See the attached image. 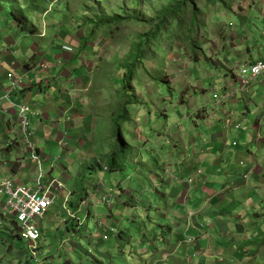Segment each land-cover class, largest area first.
<instances>
[{"label":"rangeland","instance_id":"rangeland-1","mask_svg":"<svg viewBox=\"0 0 264 264\" xmlns=\"http://www.w3.org/2000/svg\"><path fill=\"white\" fill-rule=\"evenodd\" d=\"M25 1L19 0L22 5ZM27 1L35 10L48 3L49 19L64 14L59 21L52 22L46 37H42L41 31L40 37L47 40L46 44L37 42L36 45L40 56L42 52L44 55L51 52L53 46L78 57L83 63L69 66L71 69L78 66L75 70L81 69L84 76L81 82L78 79L68 82L65 96L73 102L72 105L82 100L81 116L74 118L73 122H84L83 126L88 125V129L75 128L74 139L70 142L73 148L70 145L66 148H71L72 153L67 155L63 149H59L62 152L52 146L51 150L46 149V136L39 129L42 105L27 103L35 108L31 122L28 121L29 111L14 119L17 136L0 148V159L6 158L7 150L17 146L21 153L18 163L28 167L20 172L18 179L23 181L24 176L31 177L28 183L18 184V188L28 193L53 189L54 201L42 216L28 207L29 200H23L22 207L20 205L12 213L5 209L4 212L0 205V264H22L25 254L29 264H163L167 263V258L162 257L164 253L173 258L180 257L181 261L184 257L185 260L195 258L191 259L192 263L185 264H194L200 259L205 264L207 259L204 256L208 255L205 243L212 238L218 242V251H221L219 258L215 257L218 259L215 264H225L232 259L233 264H264V215L262 219L255 217L250 213V206H245L250 209L249 215L246 214L249 222L243 224L236 221L230 209L232 218L228 219V224L236 229H233L235 233L231 230L223 232L218 221L216 228L200 244L203 249L200 258L185 247L197 244L196 238H204L188 237L187 232L190 226H194L195 217L200 218L198 213L205 210V205L209 209L219 207L228 195L234 200L240 197L241 203H245L250 199L245 194L247 190L250 189L248 194L254 197L252 193L256 189L249 184L252 182L250 176L257 173L258 178L264 177L261 171L264 165V92L256 85L259 80H264V73L259 75V67L264 64V0H224L225 4L219 0H196L195 6L200 10L198 17H193L188 7L186 15L181 17L183 20L179 19L182 28L170 26L166 28L170 33L159 31L153 37V43L142 45L146 64L144 68L139 67L134 76L128 99L123 95L121 82L126 70L122 66L133 54L140 36L154 31L158 23L153 22L152 26L150 21L156 19L169 0ZM117 16L122 18L120 22L94 29L97 18L111 21ZM4 20L0 36L12 21L9 16ZM6 22L8 26H4ZM81 29L84 38L90 40L89 48L84 51H81L82 44L76 37V32ZM69 37L72 39L63 42ZM17 42L21 45L24 39ZM250 55L253 60L245 61ZM254 67L258 76L255 79L252 78ZM9 74L15 76L12 72ZM17 77L19 83L27 82L26 77ZM127 100L131 101L128 106L131 120L123 121L122 134L126 142L124 148L130 143L133 152L128 159L126 153L124 160L133 164L132 183L137 172H140L142 184L153 177L151 190L144 188L141 193L143 200L139 199V191L134 186L130 190L132 199L140 202L141 209L138 210L126 206L118 197L121 183L124 190L132 186L126 178L128 169L116 173L105 169L111 155L118 149L111 120ZM122 114L123 111L119 115ZM71 117L68 116V122L72 121ZM223 122L231 133L228 130L221 134L217 132L222 129ZM240 123L246 127L243 139L233 135L242 130ZM250 133L255 141H259L260 146H256L262 152L255 148V154H250ZM27 134L30 135L29 144L24 140ZM241 145L244 146L243 156L237 157ZM57 146L59 148V141L54 147ZM258 153L261 157L257 156ZM250 155L257 160L252 169L246 163ZM204 159H207L205 164ZM181 163L193 170L189 177L182 178V168L180 172L170 171ZM258 165L259 169L255 170ZM163 170L164 175H160ZM166 171L168 178L162 184V179L156 175L165 176ZM234 172L231 178L229 174ZM212 183L218 185V192L208 190ZM245 185L248 188H243ZM196 187L203 190L204 203L197 207L188 205L183 211L177 209L176 204L182 197L187 205L190 194L192 199L199 194ZM258 189L257 193L264 195V186ZM263 211L264 204L261 203L253 210L259 215ZM71 221L76 227L75 232L59 237V227L63 228ZM204 221L200 222L202 228L208 225V220ZM3 231L10 234L9 240H3ZM219 233L225 238L222 241L218 240ZM37 235L38 239L35 238ZM228 235L234 242L230 250L224 244ZM248 235L252 241L256 238L253 243L256 245L246 250L251 255L244 256L245 252L242 256H234L237 255L236 242L240 237L248 240ZM25 250L27 253H23ZM155 257L157 259L151 260ZM168 264H172L170 260Z\"/></svg>","mask_w":264,"mask_h":264},{"label":"crops","instance_id":"crops-1","mask_svg":"<svg viewBox=\"0 0 264 264\" xmlns=\"http://www.w3.org/2000/svg\"><path fill=\"white\" fill-rule=\"evenodd\" d=\"M27 3L28 1L26 0L25 4L23 5L21 4V7L24 9L27 8ZM41 6H43L42 8L45 7L44 10L47 7L49 8L48 3L41 5ZM41 9L39 8V13L37 14H32L31 12L33 11L36 12V10L31 9V12L26 15L27 16L26 23L23 24V26L27 29L33 28V26L36 27L37 32L35 34L29 33L27 29L21 30L17 28V23L15 22L13 18L11 19L10 17L9 19L12 21L10 22L9 28L7 30H3L2 31L3 34H1L0 36V130L3 133L0 135V148L5 146L6 142L8 144L10 142V139L12 140L17 136V133H18L17 128L13 122L14 119H16L17 117V111L15 109V105L18 103H21V104L31 103L32 105L39 106L40 104L43 106L42 107V112H43L42 124H39V129L42 131V134L46 136L45 137V140H47L46 149L51 150L50 147L52 146L51 147L52 149L54 150L63 149V151L67 155H69L72 153V151H70L71 148L67 149L69 150L68 151L69 153L66 152L67 151L66 148H69L70 146L73 148L70 142H72V140L74 139L75 128L82 129L83 127V130L85 128L88 129V125L85 126L84 124L83 126L84 122H80L78 120H76V123L73 122L74 118L81 116L82 111H81L80 104L82 100H80V102H78L77 104L72 105L73 102H69L67 100V96H65L66 95L65 91H68L67 84L69 81L71 82L72 80L78 79V81L81 82V80L83 79L82 76L84 75L83 73H80L81 69L75 70L78 66H81L83 63L79 60L78 57L75 58L73 57V55H70L64 51H58L53 46L51 50L52 53L49 52L50 54L47 53L44 55V52H42L41 53L42 57L38 54L39 47L36 45L37 42L40 44H46L47 40L42 37H46L47 31H49L48 28L51 26L52 22H55L57 20L59 21L61 16L64 15V14L59 13L55 17H52L49 19L50 14L48 13L46 15V12L48 10L41 11ZM4 21L6 20L3 19L2 22L0 21L1 26L4 24L3 23ZM8 25L9 23L6 22L4 26H8ZM41 31L43 32L42 37H40ZM76 37H77V40L80 42L81 39H84L85 37L84 31L81 29L79 33L76 32ZM18 39L19 41L24 39V43L19 45L17 42ZM67 39L71 40L72 38L71 37L66 38L65 40H63V42L67 43ZM40 46H43V45H40ZM43 47L46 48L45 46ZM18 55L19 57H17ZM260 57L261 58L263 57L262 54ZM252 60L253 58L250 55V56H247V59L245 61L250 62ZM72 64L78 65V66L74 67V69L73 68L71 69L69 68V66ZM58 69H60V73H57ZM9 72H12L13 74H15L16 77L17 76L21 78L26 77L29 85H27V82L25 80L26 85L20 86V90L17 92H14L12 96H10L7 99L6 95L9 90V87L11 86V81L7 78V75ZM256 85L259 86L260 91L264 92V80H261V81L259 80V82H257ZM71 115L73 116L71 117L72 121L68 122V116H71ZM83 119L85 120L84 117ZM54 121L57 122V124L56 123L53 124ZM257 121L258 120H256V122ZM240 124H241L240 128H242L243 125L242 123ZM221 125H222V129L218 130L217 132L221 134V132H226L227 130L229 131L230 128H226L224 126V122L221 123ZM245 130H246V127H243L242 130H239L238 133H233V135L235 136L239 135L240 138L243 139L244 138L243 132ZM37 135H38L37 137L40 138L41 136L40 133H38ZM6 138H9V139L6 140ZM228 138H231V137L228 136ZM249 139H250V142H249L248 148H251L250 154H255V148L257 152L263 151V150L260 151V149L257 148L258 146H260V144L258 143L259 141H255V138L253 137L252 133H250ZM58 141H59V148L58 146L54 147L55 144L58 143ZM67 145H70V146L68 147ZM14 147L15 149L7 150V152L5 153L6 155V158H4L5 164H4V167L0 170V178H5V177L10 176L15 181L16 184L28 183V181H30L31 179L30 175L24 176L23 181H20L18 179V177L20 176L19 175L20 172H24L25 170L28 169V167H23L22 163L21 164L18 163L21 153L17 146H14ZM243 150H244V146L241 145L240 151H238L235 156L237 157L243 156ZM8 152L10 154L9 156H7ZM257 156L261 157L259 156V153L257 154ZM230 157H233V156H230ZM15 161L16 163L13 165V162ZM208 161L210 162V160ZM206 162H207V159H204L203 163L205 164ZM226 163H228V161H226ZM246 163L251 165L250 169H252L254 166H256L257 160L250 155V160L246 161ZM257 167L258 168H256L255 170L259 169L260 166L258 165ZM226 168L227 167H225V169ZM181 170H182L181 171L182 178H184V177H189L190 175L189 172H191L192 169L186 168V169H181ZM172 171H174L173 173L180 172V168L172 169ZM251 171L248 173V175L251 173ZM261 171L264 172V165L261 167ZM235 173L236 172L229 174L230 177L232 178V175H234ZM256 175L257 173L252 174L250 176L252 177V182L249 183L250 185H254L256 188L254 190L255 193H252L254 197L248 194V192L250 191V189H248L247 190L248 192L245 194L250 199L247 200L245 203H241L240 197H239V200L238 199L234 200V198L228 195L225 202L219 205V207H213L212 209H209L210 208L209 206L207 205L204 206L205 210L198 213L200 218H197V216L195 217V222L193 224L194 226H190L188 228L190 230L187 232L188 237L204 236V238L203 239L196 238L198 242L197 244H189L188 246H185L187 247L188 252L200 258L201 257L199 254L200 250H203L201 249L200 244L201 245L203 244V240L208 238L209 232L213 231L216 228L217 224H219V222L221 223L219 225L222 226L223 232L231 230L233 233H235L234 231H236V229L232 226H229L228 224V219L232 218L231 214L229 213L230 209L233 210L236 221L242 222V224L249 222V218L246 216L249 215L248 210L250 209H252L250 213H254L255 217L260 216V219H262L261 216L264 215V213L259 215L253 212V210L256 209L259 203L264 204V197H263L264 195L257 193L259 191L258 188L264 186V177L258 178ZM216 176H218V173L216 174ZM239 176H241V173H239ZM255 178H257V180H255ZM253 181L255 182V184ZM238 182L239 181H237V183ZM243 188H248V187H246L245 185L243 186ZM243 188L241 187V189ZM192 189L193 188H191V190ZM211 189H214V191H217V192L219 191L217 184L212 183L211 188L208 190H211ZM196 192L199 194L196 195L193 199H192L193 195L190 194L189 203L187 205L185 204L184 199L182 197L179 200V202L176 204L177 209H180L181 211H183L188 207V205L197 207L200 204H203L205 201V196L202 194L203 190L202 189L198 190L196 187ZM208 196L209 195L207 193V197ZM183 205H186V207H183ZM245 206H250V209L245 208ZM204 220H208V225L205 227L206 229H208V232L207 230H205V228L200 227V222H206ZM178 231H179L178 233L181 234L180 233L181 231L180 230ZM219 235L221 234L219 233ZM221 239L222 240L225 239L223 235H221V237H219L218 240H221ZM247 239L248 240H244V238H241V237L239 238V241H241V243H238L239 241L236 242L235 246L237 247L236 248L237 255H234V256H238V257L242 256L243 252L247 253L244 256H248L250 254V252L246 250L256 245V244H253L256 238L252 241L251 237L248 235ZM162 240L163 239L159 241H162ZM205 244L207 245L205 250H207V254H208L207 256H204L205 259H207V262H205V264L217 263L218 259L217 258L215 259V257L217 255L219 258V256L221 255V251L220 252L218 251V242H215V239L212 238V240H210L209 243H205ZM224 244H226L225 247H228L229 248L228 250H230V248L234 247L233 238L231 236L227 237V239L224 240ZM111 245L113 244L111 243ZM112 247L114 248L115 244ZM167 254L168 253H164L162 255V257H165L164 260L167 258L166 260L167 263H163V264H168L169 260L171 261L172 264H185V262H188V261L192 263L193 261L191 259H195L192 257L190 260H187V259L185 260V257H184L183 261H181L178 259L180 257L173 258ZM155 259L157 258L155 257L154 259H151V260H155ZM202 260L203 259H200L199 262H195L194 264H204V260L203 261ZM233 263H234V260L232 259L231 261L230 260L227 261L225 264H233Z\"/></svg>","mask_w":264,"mask_h":264},{"label":"trees","instance_id":"trees-1","mask_svg":"<svg viewBox=\"0 0 264 264\" xmlns=\"http://www.w3.org/2000/svg\"><path fill=\"white\" fill-rule=\"evenodd\" d=\"M219 2L225 4L224 0H219ZM195 4H196V0H169L168 3L166 4V6H163V8L160 9L156 19H152L150 21L152 26L155 23L156 24L158 23L157 26H155L154 31L152 33L148 32L146 34V36H140V41L136 45L133 54H131L129 60H127L125 62V66H122V69L126 70V74L123 77V81L121 82L122 83V88L124 90L123 95H124L125 99H128L127 97H130L128 95V93H130V91H132L131 83L133 82L134 76L136 75L139 67L140 68H144V66L146 64V63L143 62L144 54H142V45L143 44L144 45H148L150 43H153L154 42L153 41V37H156L157 32H159V31L160 32H163V31H168L169 32V29L166 30V28H169L170 26L171 27L177 26L178 29L182 28L183 24H179V19L181 21L183 20L181 17L186 15L188 7H190V11L192 13V16L193 17H198L200 10L195 6ZM44 8H42L41 11L48 10V8H46L45 10H44ZM31 9L35 10L32 6H28V3H27V8H25V9L22 8L19 0H0V19H2L0 21L2 22L4 18L9 16V18L11 17V18H13L15 20V22L17 23V28H19L21 30H25L27 28H25L23 26V24L26 23V20H27V16L26 15L31 12ZM31 13L32 14H37V13H39V10H37V8H36V12L33 11ZM48 13H49V11L46 12V15ZM101 19L102 18H99V19L97 18L95 20L96 22H95L94 29L98 28L100 26H104V27L105 26H112L113 23L115 24V23L120 22L122 20V18L119 17V16H117L116 18H114L111 21L108 20V18L107 19L103 18L102 19L103 21H101ZM138 21H142V20H138ZM153 22H154V24H153ZM2 26L0 25V27H2ZM27 31L29 33H32V34H35L37 32L36 31V27H34V26H33V28L27 29ZM170 31H172V30H170ZM92 35H94V33H92ZM80 42L82 44L81 45V47H82L81 51H84V49L88 46L90 40H89V38L86 37L84 39H81ZM166 57H167V54H166ZM144 70H145L146 73H148V71H146V69H144ZM163 81H165V79H163ZM241 86H242V84L240 85V87ZM168 88L170 89V87H168ZM181 101H183V100H181ZM130 102H131L130 100L125 101L124 107L120 108V110L118 112L120 114L123 111L124 114L119 115L117 113L116 117H114L111 120V127L113 128V131H114V136H115V139H116L115 142H116V145H117L118 149H117V151L114 154L111 155L110 161H108V163L106 164V166H105L106 168L105 169L109 173L125 172L128 169L126 171V178H127L128 184L132 185V186H130V187L128 186V187H126V190H124L123 189V185L121 183L119 188H118L119 189L118 197L122 198L123 203L127 204L126 206H129V207L133 206L134 208H136L138 210V209H141L140 206H139L140 202H138L139 200L132 199L133 193L130 192V190L134 186L139 191V193H138L139 199L143 200L144 195H142L141 193L143 192L144 188L147 189V190H149V189L151 190V186H152L151 183H152L153 177H152V179L148 178L146 183L142 184V179L140 177V172H137L136 173L137 178H136L135 182L132 183L133 180H132V176H130V173L133 170V164L132 163H127V159L129 158L130 155H132V152H133L132 144L129 143V145H127L124 148V144L126 142H125L124 136L122 134L123 125H124L123 121L131 120V119H129V117H130V114H129L130 109H128V106L130 105ZM126 153H127V157H126L127 159L124 160V156H125ZM131 162H133V161L131 160ZM175 166L177 168H182V169L188 168V166L186 164H184V163H181V166L179 164L175 165ZM177 168H170V171L174 172V171H172V169H177ZM135 170H136V168L134 169V171ZM137 170H139V167H138ZM192 171L193 170H191V172H189V174H191ZM167 174H168V172L166 171L165 172V176H161L160 177V175H164V170H163L160 175H156V176L158 178L162 179V184H163V182L166 181L167 178H168ZM155 179H157V178H155ZM176 179L178 180V177ZM207 185L208 184H206V186ZM124 191H126L125 195H124ZM114 205L117 207L116 204H114ZM142 208H144L143 205H142ZM149 208H152V207L149 205ZM72 222L73 221H71V223L68 222L63 228L59 227L58 236H61L63 238V237L66 236L67 233H70L72 231L75 232L76 227L73 226ZM12 224L14 225L15 222H12ZM88 224H89V222H88ZM14 226H16V225H14ZM98 231H100V230H98ZM167 231H169V230H167ZM2 235H3V240L4 241H7V240H9L11 238L10 234L5 232V231L2 232ZM70 235H71V233H70ZM0 237H1V235H0ZM23 253H27L26 250ZM244 253L245 252H243V254ZM29 263H30V260H29V258L26 257V254H25V261L22 264H29Z\"/></svg>","mask_w":264,"mask_h":264},{"label":"built area","instance_id":"built-area-1","mask_svg":"<svg viewBox=\"0 0 264 264\" xmlns=\"http://www.w3.org/2000/svg\"><path fill=\"white\" fill-rule=\"evenodd\" d=\"M67 51V50H66ZM253 74H252V78H258V76L255 74V70L256 67L253 68ZM262 73H264V64L261 65L259 67V75H261ZM8 79L11 81V86L7 92V99L9 98V96H11L14 92H17L20 90V86L26 85L25 81L19 83V78L9 74L7 75ZM27 105V106H25ZM17 108V116L18 114L20 115L21 113H23L25 115L26 112H28V121L31 122V116L34 114L33 110L35 108H33V106H31L30 104L27 103H18L15 105V109ZM35 114L39 116V113L37 110H35ZM28 137H30L29 134H27V136H24V140L27 141L26 143L29 144L28 142ZM5 164V160L4 159H0V170L4 167ZM19 185H15L14 181H12V178H10V176L6 177L5 179L0 178V205L1 208H3L6 211H8L9 213H12L13 211L19 209L21 202L24 201H28V207L34 211L36 214L42 216L45 213L48 212L49 208L51 207V205L53 204L54 201V191L53 189L51 191L49 190H45L43 192H24V189L18 188ZM69 193V192H68ZM25 195V198L24 196ZM71 195V193H69V196ZM66 199L67 196L65 197V203L63 205V207H65L66 205ZM22 207V205H21ZM80 208V207H79ZM5 212V211H4ZM74 218V217H73ZM35 238H39V235L35 236ZM105 239H107V237L105 236Z\"/></svg>","mask_w":264,"mask_h":264},{"label":"clouds","instance_id":"clouds-1","mask_svg":"<svg viewBox=\"0 0 264 264\" xmlns=\"http://www.w3.org/2000/svg\"><path fill=\"white\" fill-rule=\"evenodd\" d=\"M65 51H66V50H65ZM7 78H8V77H7ZM9 88H10V87H9ZM9 97H10V96H9ZM14 183H15V181H14ZM15 185H18V184L15 183ZM0 209H1V208H0ZM105 240H106V239H105Z\"/></svg>","mask_w":264,"mask_h":264}]
</instances>
